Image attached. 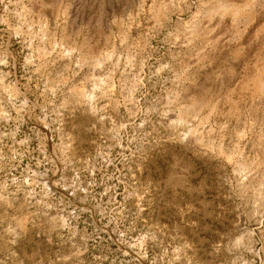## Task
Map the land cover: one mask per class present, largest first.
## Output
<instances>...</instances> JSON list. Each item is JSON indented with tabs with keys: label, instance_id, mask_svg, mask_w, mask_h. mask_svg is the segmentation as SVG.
<instances>
[{
	"label": "rangeland",
	"instance_id": "374dc122",
	"mask_svg": "<svg viewBox=\"0 0 264 264\" xmlns=\"http://www.w3.org/2000/svg\"><path fill=\"white\" fill-rule=\"evenodd\" d=\"M0 264H264V0H0Z\"/></svg>",
	"mask_w": 264,
	"mask_h": 264
},
{
	"label": "bare ground",
	"instance_id": "6f19581e",
	"mask_svg": "<svg viewBox=\"0 0 264 264\" xmlns=\"http://www.w3.org/2000/svg\"><path fill=\"white\" fill-rule=\"evenodd\" d=\"M77 94V98H80V96H81V92H78V93H76Z\"/></svg>",
	"mask_w": 264,
	"mask_h": 264
}]
</instances>
